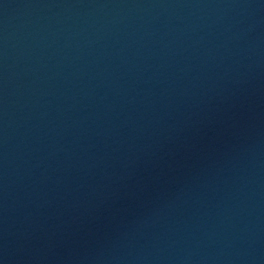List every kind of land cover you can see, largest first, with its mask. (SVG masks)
Returning <instances> with one entry per match:
<instances>
[{
  "label": "water",
  "instance_id": "water-1",
  "mask_svg": "<svg viewBox=\"0 0 264 264\" xmlns=\"http://www.w3.org/2000/svg\"><path fill=\"white\" fill-rule=\"evenodd\" d=\"M0 264H264V0H0Z\"/></svg>",
  "mask_w": 264,
  "mask_h": 264
}]
</instances>
